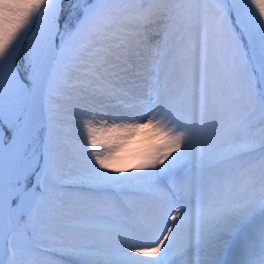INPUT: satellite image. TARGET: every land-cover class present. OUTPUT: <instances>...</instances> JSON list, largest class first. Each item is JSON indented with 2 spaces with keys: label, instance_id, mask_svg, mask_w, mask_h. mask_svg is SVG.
<instances>
[{
  "label": "snow or ice",
  "instance_id": "snow-or-ice-1",
  "mask_svg": "<svg viewBox=\"0 0 264 264\" xmlns=\"http://www.w3.org/2000/svg\"><path fill=\"white\" fill-rule=\"evenodd\" d=\"M0 264H264V0H0Z\"/></svg>",
  "mask_w": 264,
  "mask_h": 264
}]
</instances>
